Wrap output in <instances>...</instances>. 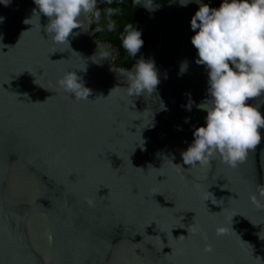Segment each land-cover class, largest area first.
<instances>
[{
	"label": "water",
	"instance_id": "1",
	"mask_svg": "<svg viewBox=\"0 0 264 264\" xmlns=\"http://www.w3.org/2000/svg\"><path fill=\"white\" fill-rule=\"evenodd\" d=\"M154 3L140 59L160 83L132 96L114 69L135 64L116 65L93 16L58 44L34 0L0 3V264H264V128L235 166L184 163L211 99L191 42L200 4ZM69 71L88 99L59 86ZM247 103L264 115V94Z\"/></svg>",
	"mask_w": 264,
	"mask_h": 264
},
{
	"label": "clouds",
	"instance_id": "2",
	"mask_svg": "<svg viewBox=\"0 0 264 264\" xmlns=\"http://www.w3.org/2000/svg\"><path fill=\"white\" fill-rule=\"evenodd\" d=\"M98 2L110 6L117 0H34L37 6L33 10L34 17L47 16L46 31L53 41L69 45L73 30L83 28V15L100 21L102 10L97 7ZM118 2L122 4L124 0ZM131 2L134 7L155 10L154 0ZM191 2L180 0L182 6ZM196 2L200 7L191 19V28L196 32L191 42L198 50L197 63L208 69L211 99L197 105L207 112L206 126L195 129L193 142L182 153L183 161L186 165L203 166L219 154L226 163L235 166L261 143L259 129L264 128V115L258 106L247 103L249 98L264 94V0H223L218 8L201 0ZM0 3L7 5L9 0H0ZM103 11L108 18L107 31L115 32L117 22L113 17L119 14L120 8L107 7ZM3 20L0 17V22ZM101 31L103 28L98 24L96 32ZM119 39L130 57L138 56L144 44L141 30L127 23ZM98 48H102L101 44ZM111 55L112 52L105 49L102 58ZM186 67V64L182 66L181 74ZM114 70L127 75L130 96L152 93L160 83L152 60L138 59L131 69ZM58 84L66 92L74 93L76 99H88L90 95V89L84 86L76 71L65 73ZM222 233L223 228H219L217 234Z\"/></svg>",
	"mask_w": 264,
	"mask_h": 264
},
{
	"label": "trees",
	"instance_id": "3",
	"mask_svg": "<svg viewBox=\"0 0 264 264\" xmlns=\"http://www.w3.org/2000/svg\"><path fill=\"white\" fill-rule=\"evenodd\" d=\"M161 3H167L170 0H155ZM214 8H218L222 3L221 0H209ZM97 7L102 10L101 19L97 22L94 18V22L92 25V30L94 34L102 40H109L112 42L119 51V56L115 59V63L118 67H128L131 68L138 59H140L141 54L147 48V46L154 41L156 28L151 23L147 10L142 6H133L131 0H124L121 4L118 2L113 3L112 5H107L102 2H98ZM107 7L120 8V12L117 16H114L113 19L117 22V28L115 32L107 31V22L108 18L103 11ZM127 23H132L134 27L142 32V39L144 40V44L142 49L137 57H130L124 49L121 47V41L119 39L120 33L123 31L124 25ZM99 24L103 31L96 32V27Z\"/></svg>",
	"mask_w": 264,
	"mask_h": 264
}]
</instances>
